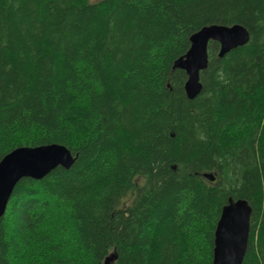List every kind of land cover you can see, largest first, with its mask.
I'll return each mask as SVG.
<instances>
[{"label": "trees", "instance_id": "trees-1", "mask_svg": "<svg viewBox=\"0 0 264 264\" xmlns=\"http://www.w3.org/2000/svg\"><path fill=\"white\" fill-rule=\"evenodd\" d=\"M211 24L249 40H210L190 99L174 61ZM49 143L74 163L16 183L0 264H212L229 197L264 264V0H0V159Z\"/></svg>", "mask_w": 264, "mask_h": 264}, {"label": "water", "instance_id": "water-1", "mask_svg": "<svg viewBox=\"0 0 264 264\" xmlns=\"http://www.w3.org/2000/svg\"><path fill=\"white\" fill-rule=\"evenodd\" d=\"M210 40L219 43L218 56L242 46L249 40L247 29L241 24L206 25L190 36L187 52L174 61V68L187 74L185 93L192 99L201 91L200 72L207 67V46ZM75 156L64 145L49 143L38 146H19L0 159V217L4 215L16 183L24 177L39 180L58 166L68 169ZM202 176L215 179L210 172ZM251 206L246 199L228 198L217 220L212 250V264H241L246 251ZM114 254L105 257L103 264H112Z\"/></svg>", "mask_w": 264, "mask_h": 264}]
</instances>
